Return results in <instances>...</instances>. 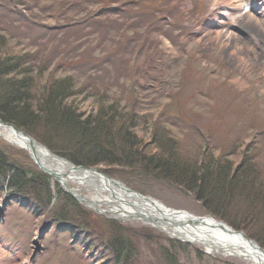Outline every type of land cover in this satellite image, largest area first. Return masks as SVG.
<instances>
[{"label": "rangeland", "instance_id": "obj_1", "mask_svg": "<svg viewBox=\"0 0 264 264\" xmlns=\"http://www.w3.org/2000/svg\"><path fill=\"white\" fill-rule=\"evenodd\" d=\"M115 1L119 10L112 14H103L101 1L79 9L82 3L79 11L68 13L76 17L71 26L53 31V14L34 9L37 17L29 21L12 0H0V31L7 36L0 53L25 56L31 63L26 61L24 67L28 75L36 76L38 88L66 77L76 92L66 102L79 112L102 114L130 126L134 143L141 144L139 153L146 149L148 157L163 155L161 145L166 141L180 162L199 165L195 159L208 152V159L232 168V173L242 164L247 178L222 208L210 209L208 205H213L204 204L185 182L161 177L151 168L129 167L125 161L75 163L65 157L69 148L58 133L49 134L52 146L66 155L49 150L75 166L95 168L168 208L224 221L264 248L263 26L234 20V10L229 16L209 3L205 8L206 0ZM90 14L94 16L87 18ZM111 102L121 109L110 113ZM0 147L15 164L46 174L52 190H65L89 213L78 222L82 216L76 212L75 227L58 225L60 201L55 206L54 199L46 210L24 208L9 199L7 187H0V264H253L172 237L156 226L118 218L108 212L111 207L101 197V208H92L72 189L94 198L101 194L96 188L80 182L62 184L26 149L3 137ZM110 222L123 225L127 233L113 230ZM88 228L92 234L85 233ZM118 235L123 240L134 235L135 248L122 260L107 248L109 239Z\"/></svg>", "mask_w": 264, "mask_h": 264}, {"label": "trees", "instance_id": "obj_2", "mask_svg": "<svg viewBox=\"0 0 264 264\" xmlns=\"http://www.w3.org/2000/svg\"><path fill=\"white\" fill-rule=\"evenodd\" d=\"M83 1L12 0L16 6L20 5L30 9V13H32H29L30 17H37L32 12L34 9L39 10L42 14L48 12L50 15L53 14L52 20L54 18L58 21L51 26L53 31L71 26L72 20L76 17L68 13L79 11L77 10L78 5L82 3L84 5H80L79 9L97 5L101 1L100 8L103 10V14L118 13L119 10V3L115 0ZM92 15L90 14L87 18ZM0 36L1 44L4 43L7 36L3 31H0ZM9 55V53H3L0 56V117L30 131L31 135L45 143L53 152L66 155L52 146L54 140L50 139L51 135L49 134L52 133L54 136V133H58L60 134L59 140L66 141L69 148L70 155L65 157L68 156L73 162L98 165L125 161L129 167L151 168L161 177L167 176L185 182L187 188L194 189L199 194L198 196L204 199V204L210 202L213 205H208L210 209L211 207L218 208V210L220 207L222 208V204L231 200L234 189L241 186L243 178H247V175L241 171L242 164L237 165L236 170L232 173V168L221 167L214 158L208 159V152L195 159V161H200L199 165L180 162L174 151L167 148L166 141H162L164 143L161 145L165 149L163 155L148 157L146 149L139 153L141 148L138 149V147L141 144L137 143L136 146L134 143L133 131L130 126L117 120L111 122V118L107 119L109 116L102 118V114L87 115L85 112H79L77 106L71 107V104L66 102L76 93H73V83L67 81L66 77L51 79V84H41L38 88V81L34 82L36 76L28 75V70L24 67V63L29 60L25 61L23 59L25 56ZM109 109L110 113H114L121 108L111 102ZM40 129H43L45 134L41 133ZM11 158V156L5 155L0 147V187L5 186L11 191L8 195L10 200L19 201L18 203L22 204L24 208L30 206L33 209L46 210L56 199L58 202L55 206L59 205V201L61 206L55 223L62 226L69 224L75 227L78 224L74 222L76 212L80 214L77 216H82L79 217V220L76 218L78 222L87 218L89 213L79 206L65 190L61 188L57 192L52 190L50 178L46 174L23 167L22 164H15L16 161ZM203 161L211 162L203 163ZM71 209H74V212ZM117 223L110 222L113 224V230L116 227V230L127 233L128 229ZM82 228L85 229V227ZM85 231V233L92 234V230L89 228ZM126 237L123 240L119 235L113 236L108 242L107 248L112 251V256L114 255L119 260L129 256L135 248L131 241L134 235L132 238Z\"/></svg>", "mask_w": 264, "mask_h": 264}, {"label": "bare ground", "instance_id": "obj_3", "mask_svg": "<svg viewBox=\"0 0 264 264\" xmlns=\"http://www.w3.org/2000/svg\"><path fill=\"white\" fill-rule=\"evenodd\" d=\"M208 3L214 10L229 16L231 10L236 11L234 20L238 18V22L242 20L245 25H262L264 28V0H251L250 3L248 0H206L205 8L210 6ZM15 7L29 21L33 20V17L28 16L30 9L20 5ZM52 21L58 22L56 19ZM14 126L18 125L9 126L0 120V137L26 149L44 170L62 184L80 182L96 188L101 194L94 197L95 199L82 195L78 188L72 189L80 200L92 208H101L102 203L98 199L103 198L105 204L111 207L108 212L118 218L156 226L172 237L204 245L211 252H226L247 259L253 264H264V248L250 240L249 234L244 232L247 235L244 236L240 230L237 231L224 221L210 216H196L185 211L178 213L153 197L133 191L125 184L107 180L97 169H80L63 159L64 157L54 155L45 143L39 142L32 135H25Z\"/></svg>", "mask_w": 264, "mask_h": 264}, {"label": "water", "instance_id": "obj_4", "mask_svg": "<svg viewBox=\"0 0 264 264\" xmlns=\"http://www.w3.org/2000/svg\"><path fill=\"white\" fill-rule=\"evenodd\" d=\"M2 122H4L5 124H7V125H9V126H12V124L11 123H9V122H5V121H3L2 119H0ZM15 127V129H17V127L16 126H14ZM17 130H19V129H17ZM22 132V131H21ZM25 135H27V136H29L30 134H27V133H25V132H23ZM45 146V145H44ZM46 147V146H45ZM49 149V148H48ZM52 152V151H51ZM64 159V158H63ZM38 161V160H37ZM68 161V160H67ZM78 168H85L84 166H77ZM89 170H94L95 168H88ZM99 174H101V173H99ZM101 175H103V174H101ZM107 180L108 179H110L111 181H114V182H117V183H121V182H119V181H116V180H114V179H111V178H108L107 176H105V175H103ZM68 191H70V193H72V191L70 190V189H68ZM176 212H178V213H181V212H183V211H179V210H176ZM241 233L242 234H244V236H247L243 231H241Z\"/></svg>", "mask_w": 264, "mask_h": 264}]
</instances>
